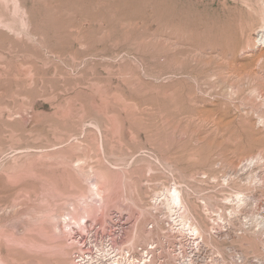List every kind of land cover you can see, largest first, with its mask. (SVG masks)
Returning a JSON list of instances; mask_svg holds the SVG:
<instances>
[{
  "label": "rangeland",
  "instance_id": "obj_1",
  "mask_svg": "<svg viewBox=\"0 0 264 264\" xmlns=\"http://www.w3.org/2000/svg\"><path fill=\"white\" fill-rule=\"evenodd\" d=\"M94 170L114 199L87 224L163 243L175 186L216 263L264 264V0H0L1 257L72 264L73 231L14 226L80 211Z\"/></svg>",
  "mask_w": 264,
  "mask_h": 264
},
{
  "label": "built area",
  "instance_id": "obj_2",
  "mask_svg": "<svg viewBox=\"0 0 264 264\" xmlns=\"http://www.w3.org/2000/svg\"><path fill=\"white\" fill-rule=\"evenodd\" d=\"M126 220L123 214L110 211L105 224L85 223L83 230L74 231L75 264H218L216 257L206 253L197 233L182 224L165 229L163 243L139 244L126 240Z\"/></svg>",
  "mask_w": 264,
  "mask_h": 264
},
{
  "label": "bare ground",
  "instance_id": "obj_3",
  "mask_svg": "<svg viewBox=\"0 0 264 264\" xmlns=\"http://www.w3.org/2000/svg\"><path fill=\"white\" fill-rule=\"evenodd\" d=\"M81 166L78 165L77 170L79 169V171L81 170L83 173L84 169H83V166L82 167ZM91 169L93 170V168H90V170ZM85 172H87V171H85ZM86 175H90V174L86 173ZM91 175H92V179L94 177V181L89 184L90 185L89 191H90L91 195L93 196V198H92V200H90L88 202L85 201L84 204L79 209L80 211L75 210V207L72 206V204H69V205L67 204L68 207L71 206V209L67 207L64 210L65 212L57 214L55 211V207L52 205H38V206L36 205L35 206L34 204H31V205H34L33 208L31 207V209H29L28 211H26L25 209L23 211H20L22 215H25V218L23 221H21V223H19V227L14 226V229L17 232L19 231V233H20V229H21L22 232L20 235L24 236L25 233H23V232L25 230H27L29 228H33L34 226L41 224L43 222H46V223H50L53 226V231H52V232H54L53 234H58L57 236L62 237V238L69 236V232H71V231H73V233H74V231H76L77 229L83 230L84 229L83 225L85 223H87L86 221H88L89 219L93 220V219H91V218H93L92 216L96 215L98 211H103V209L106 208L105 207V201L109 203V202H112L114 199V197L112 196V193L110 191L109 185H105L104 181L102 180V178L104 177V174L101 173L99 170H94V171H91ZM84 176H85V174H84ZM238 195H239V193H236V196H238ZM161 196H163V199ZM160 197L162 199L161 202L165 206V209H167V211L169 212V215H171L172 217L177 215V217H178V219H180V222H181L183 227L190 228L192 231L199 234L200 237L202 238L201 234L199 233V231H200L199 226L191 223V221H190L191 216L189 215L188 212L185 211V208H184L185 205H183L181 193L177 187L174 186L173 188H168V189H166V191L163 194L158 193L154 197L155 201L158 198L160 199ZM26 198H30V195H27ZM159 204L160 203H156L155 206H158ZM179 211H180V213H179ZM168 212H166V213H168ZM13 216L0 215V237L1 238H3V235L5 234L4 230L8 226L12 225V221H11L12 219L11 218H13ZM161 216L164 217V215H161ZM55 218L57 219V221H54ZM159 219H161V217ZM163 220H164V218H163ZM93 222H96V221H93ZM74 227H77V228L74 230ZM139 234H140L139 232H138V234L136 233V231L133 232V235L129 241L132 243H136L135 239H137V236H139ZM140 236H141V234H140ZM140 236H139V239L141 238ZM53 237H54V235H53ZM148 238H149V236H145L144 242H148L147 240L150 239V238L149 239ZM202 240H203V238H202ZM74 241H75V239H74ZM138 242H142V241L138 240ZM75 244H76V242H75ZM76 246H75V248H76ZM67 248H68V245H64L61 247V249L58 251V253H56L57 254L56 260L60 264H65V261L67 260L68 255H70ZM74 250L75 249H73L71 256H70L71 260H72V264H75V260L73 258L74 257V255H73ZM0 264H10V263L5 261L0 255Z\"/></svg>",
  "mask_w": 264,
  "mask_h": 264
}]
</instances>
